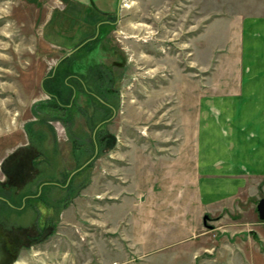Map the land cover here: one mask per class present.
Listing matches in <instances>:
<instances>
[{
  "label": "rangeland",
  "instance_id": "obj_1",
  "mask_svg": "<svg viewBox=\"0 0 264 264\" xmlns=\"http://www.w3.org/2000/svg\"><path fill=\"white\" fill-rule=\"evenodd\" d=\"M94 1L117 10L95 35L103 18L88 0H0V235L11 264H264L256 211L264 194L240 202L244 218L259 221L249 227L260 239L253 231L219 237L215 219L204 226L197 208L192 147L176 145L193 134L199 79L229 40L231 21L264 14V0ZM92 36L65 67L87 73L84 50L95 42L125 58L113 68L116 112L94 136L105 104L76 78L58 90L53 78L60 57ZM33 117L59 131L63 170L53 141L29 131ZM205 242L207 252L198 249Z\"/></svg>",
  "mask_w": 264,
  "mask_h": 264
},
{
  "label": "crops",
  "instance_id": "obj_2",
  "mask_svg": "<svg viewBox=\"0 0 264 264\" xmlns=\"http://www.w3.org/2000/svg\"><path fill=\"white\" fill-rule=\"evenodd\" d=\"M229 27V40L216 48L210 72L199 79L202 91L195 124H191L193 134L176 145H182L183 150L186 145L192 147L197 208L215 219L213 231H218L219 237L253 231L260 239L249 227L259 221L245 219L240 202H245L247 195L264 194V14L243 15ZM38 120L27 121L29 131L35 138H50L59 157V131ZM72 148L71 155L68 153L77 163ZM58 160L63 170V160ZM81 171L86 177L87 169ZM202 230L201 225L200 234L209 232ZM206 244L201 243L198 249L207 252Z\"/></svg>",
  "mask_w": 264,
  "mask_h": 264
},
{
  "label": "flooded vegetation",
  "instance_id": "obj_3",
  "mask_svg": "<svg viewBox=\"0 0 264 264\" xmlns=\"http://www.w3.org/2000/svg\"><path fill=\"white\" fill-rule=\"evenodd\" d=\"M88 1H89L90 7L95 12L101 14L102 18H103V19L98 20L96 22L95 32H94V35H95L96 32L99 33V31L101 30L100 27L102 25L103 26L113 25V23L115 22L116 16H117V10L110 11V10L102 9V8L98 7V5L95 3L94 0H88ZM93 38H94V36L87 37L86 39H84V41H81V43H79V45H78L80 47H77L78 49L74 50L71 54H69L67 56L62 55L60 57L58 63H57V65L59 66L60 76L65 75L64 79H66V78L68 79L69 77L70 78L71 77L76 78V80L80 83V85L83 88L82 89L83 93L85 92L87 97H91L93 99H96L97 101L99 100L100 102L105 104L106 110L103 112L106 114L107 117L102 118V120L99 121L100 123L97 124V127L94 128L92 136L95 135V131L98 128L108 124V120L111 119V115H113L116 112V108H117L116 99L119 97V94L117 93V90H116V87L114 84L115 82H113L115 80V74L113 72V68H114V66H116V64H114V63H120V60L122 62H124V60H125L124 53H122L121 51H118V49H115V48L111 49L110 48V49L105 51V50H101V48H100V50H99L98 47H100V44L98 42H95L94 45L92 43V45L89 46L90 48L84 50V56H85L84 59L86 58V60H88L87 65H86L87 73L84 72V75H82L79 73V71L77 73H75L76 70H73L70 68L68 70H65L67 68V67H65V63H66V61H68V58L70 57V55L77 52V50H80V48L83 47L85 42L92 40ZM100 51H101V53H100ZM98 54H101V56L99 57ZM113 55L118 56L117 58L119 59V62L111 59ZM124 66H125V63H124ZM124 66H119V67L121 68ZM116 67H118V66H116ZM65 83H67L66 80H65ZM111 83H113V84L110 85ZM60 86L62 87L63 84L60 83ZM67 86L71 89V92H73V94L76 93L77 85L75 86L74 83L73 84L67 83ZM108 92L111 95L110 99H109V96L107 95ZM105 133L108 135L110 134L107 131ZM105 133H103V134H105ZM109 137H107V138L110 141L111 137L110 138ZM93 141H94V139H93ZM93 143H95V145H97V147H98L97 151H99L98 150L99 149L98 141H95ZM100 143H102V142H100ZM103 143H105V142H103ZM108 143H105V144L108 145ZM93 154H94V150H93ZM1 199L5 200L6 203L9 204L8 199H6L5 197H1ZM9 205H11V204H9ZM0 236H3V235H0ZM50 236L51 235L47 234V233L43 236H42V234H40V235H38L37 241L40 243H45V242H47V238ZM6 242H7L8 248L12 252V256L14 257L13 250L10 248L7 240H6ZM28 246H31V245H26V244L21 245V248H27ZM13 261H14V258H13Z\"/></svg>",
  "mask_w": 264,
  "mask_h": 264
},
{
  "label": "water",
  "instance_id": "obj_4",
  "mask_svg": "<svg viewBox=\"0 0 264 264\" xmlns=\"http://www.w3.org/2000/svg\"><path fill=\"white\" fill-rule=\"evenodd\" d=\"M256 211L258 218L264 220V197H261L256 204ZM209 216L205 214L203 216L204 226L211 228L212 225L207 223ZM13 261L12 252L7 246L6 239L3 236H0V264H11Z\"/></svg>",
  "mask_w": 264,
  "mask_h": 264
},
{
  "label": "trees",
  "instance_id": "obj_5",
  "mask_svg": "<svg viewBox=\"0 0 264 264\" xmlns=\"http://www.w3.org/2000/svg\"><path fill=\"white\" fill-rule=\"evenodd\" d=\"M70 67L69 66H67V68L65 69V70H68ZM71 69V68H70ZM56 72V71H55ZM58 75L57 76H59V72L57 73ZM55 75V74H54ZM65 76V75H64ZM64 76H59V78L57 77V78H55V77H53L55 80V87H56V90H58V86H59V84L60 83H63L64 82ZM51 77V76H50ZM47 93H49V95L50 96H53V97H57V92L56 93H53V92H49V91H47Z\"/></svg>",
  "mask_w": 264,
  "mask_h": 264
}]
</instances>
